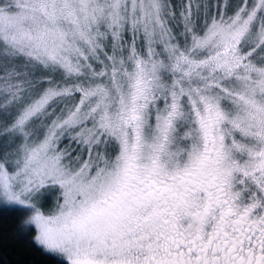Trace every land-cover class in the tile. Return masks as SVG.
<instances>
[{"label":"snow or ice","instance_id":"6c2138e0","mask_svg":"<svg viewBox=\"0 0 264 264\" xmlns=\"http://www.w3.org/2000/svg\"><path fill=\"white\" fill-rule=\"evenodd\" d=\"M0 211L55 264H264V0H0Z\"/></svg>","mask_w":264,"mask_h":264},{"label":"trees","instance_id":"16d2710c","mask_svg":"<svg viewBox=\"0 0 264 264\" xmlns=\"http://www.w3.org/2000/svg\"><path fill=\"white\" fill-rule=\"evenodd\" d=\"M17 220L14 214L0 211V260L8 264H55L52 257L30 243V237L16 239L14 230Z\"/></svg>","mask_w":264,"mask_h":264}]
</instances>
